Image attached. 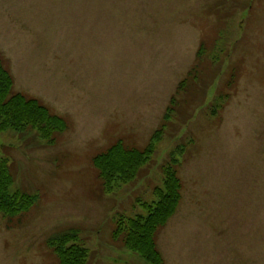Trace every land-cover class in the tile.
Masks as SVG:
<instances>
[{"label":"rangeland","instance_id":"1","mask_svg":"<svg viewBox=\"0 0 264 264\" xmlns=\"http://www.w3.org/2000/svg\"><path fill=\"white\" fill-rule=\"evenodd\" d=\"M0 54L14 90L67 122L53 139L0 130L11 190L38 197L0 213V264H58L48 240L72 228L87 264H151L113 238L115 218L146 214L180 145L164 264H264V0H0ZM173 97L153 159L103 190L93 158L119 140L144 148Z\"/></svg>","mask_w":264,"mask_h":264},{"label":"trees","instance_id":"2","mask_svg":"<svg viewBox=\"0 0 264 264\" xmlns=\"http://www.w3.org/2000/svg\"><path fill=\"white\" fill-rule=\"evenodd\" d=\"M204 50L201 47L198 51L199 59L203 58ZM196 71L197 67L190 71L188 78L195 77L197 81ZM187 81L185 79L179 84L178 91L185 89ZM222 100L223 94L218 96L212 113L217 114L223 106ZM176 105V98L173 97L165 112L163 124L144 148L127 147L119 140L93 158L103 190L111 192L137 179L140 172L153 159L159 142L170 127L169 122L176 112ZM66 128V120L51 112L38 98L14 90V77L0 54V130L15 129L23 132L36 129L41 138L53 139L56 132ZM185 152L186 145L178 146L162 165V184L154 188L156 199L144 203L146 214L134 217L122 214L115 218L113 238L120 239L126 248L139 253L151 264H164V258L157 247V235L175 214L181 201L182 182L178 168ZM13 183L14 178L7 160L0 159V213L9 218L28 211L38 198L37 195L23 190L12 191ZM48 244L58 258V264L88 262L90 251L88 247L79 243V232L76 229L72 228L51 236Z\"/></svg>","mask_w":264,"mask_h":264}]
</instances>
